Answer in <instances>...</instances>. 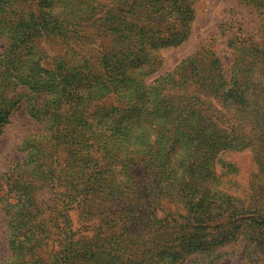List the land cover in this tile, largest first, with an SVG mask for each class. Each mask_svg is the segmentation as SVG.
I'll list each match as a JSON object with an SVG mask.
<instances>
[{"label":"trees","instance_id":"1","mask_svg":"<svg viewBox=\"0 0 264 264\" xmlns=\"http://www.w3.org/2000/svg\"><path fill=\"white\" fill-rule=\"evenodd\" d=\"M195 3L0 0V135L26 88L44 98L29 110L50 145L40 166L5 175L7 264H219L246 234L264 247V185L244 200L219 189L215 157L239 147L199 97L261 132L264 37L229 38V75L219 58L193 57L145 82L158 51L190 35ZM44 41L57 48L51 62Z\"/></svg>","mask_w":264,"mask_h":264},{"label":"rangeland","instance_id":"2","mask_svg":"<svg viewBox=\"0 0 264 264\" xmlns=\"http://www.w3.org/2000/svg\"><path fill=\"white\" fill-rule=\"evenodd\" d=\"M195 11L190 35L181 45L158 51L161 64L155 73L145 79L146 83L150 84L174 72L183 61L193 57H204L209 61L213 56L219 58L223 69L229 75L236 59L231 46L228 45L229 38H233L236 34L246 36L247 33L256 36L255 38L261 42V37H264V10L262 11L257 5H246L242 0H196ZM2 14L4 13L0 9V17ZM249 35L246 37H250ZM4 46L5 41L0 39V53ZM43 46L50 57L48 61L51 62L52 57L58 53L57 48L48 44V41H44ZM259 73L257 71L255 77H258ZM172 92V90L169 91V93ZM17 94L24 98L0 135V264H7L12 254L9 244L8 215L4 207L7 196L5 175L18 164L25 163L28 166L27 171L30 172L36 165H41L42 151L45 154L50 150V145L44 143L46 123L34 118L29 110L30 102L37 100L36 102L41 105L43 96H36L26 88H20ZM199 97L204 99L207 107L211 109L213 121L217 123L218 128L223 129L229 138L237 139L236 145L239 147L237 150L222 151L215 157L216 172L223 176L219 189L223 188L225 192L242 200L249 199L248 196L252 190L258 191L264 185L262 171L264 169V127L261 132L254 127L250 130L240 127L233 117L234 110L227 113V107L223 102L212 95L199 94ZM155 138L154 136L152 139ZM29 141L40 142L34 144ZM39 144H44L43 149L40 147L39 153L34 151L33 157L32 145L36 147ZM223 163L228 164L229 167L224 168ZM231 165L236 167V173ZM246 236L247 238L245 235L237 236V239L219 249L226 254L219 264H264V247L253 250L249 236L247 234ZM195 257L196 255L190 256L186 264H192Z\"/></svg>","mask_w":264,"mask_h":264}]
</instances>
